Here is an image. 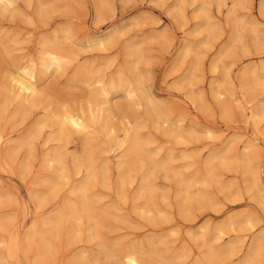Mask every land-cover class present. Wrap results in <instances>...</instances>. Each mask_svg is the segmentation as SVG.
Returning <instances> with one entry per match:
<instances>
[{"label": "rangeland", "instance_id": "1", "mask_svg": "<svg viewBox=\"0 0 264 264\" xmlns=\"http://www.w3.org/2000/svg\"><path fill=\"white\" fill-rule=\"evenodd\" d=\"M263 5L264 0L0 4V94L21 67L35 72L37 92L23 104V114H15L19 100L11 94L0 105V264H38L43 235L51 243L46 264H77L83 256L84 264H118L114 257L101 258L103 243L118 253L136 247L145 256L152 247L151 264H213L207 260L209 249L230 247L217 264H242L257 239L256 264H264ZM108 37L111 43L100 47L98 40ZM50 39L64 60L62 71L44 68L45 48L56 47L45 45ZM252 78L259 80L250 84ZM112 80L122 90H111ZM102 87L109 91L107 104ZM131 87L139 88L137 97L126 94ZM89 111L99 114L96 125L88 121ZM61 112L83 114L87 138L60 132L55 116ZM128 130H138V159L126 144L112 145ZM111 145L113 152H106ZM55 150H60L58 160H52ZM88 156L93 174L83 164ZM246 158L258 169L262 200L243 169ZM150 159L166 171H152ZM146 174L154 187L141 193ZM180 179L188 182L194 204L180 207ZM80 186L99 220L96 228L95 219L65 213L79 202ZM52 218L57 232H45ZM231 218L232 226L214 236L215 228ZM17 237L18 252L13 249Z\"/></svg>", "mask_w": 264, "mask_h": 264}, {"label": "bare ground", "instance_id": "2", "mask_svg": "<svg viewBox=\"0 0 264 264\" xmlns=\"http://www.w3.org/2000/svg\"><path fill=\"white\" fill-rule=\"evenodd\" d=\"M13 2H14V0H0V4L2 5V6H4L5 8H7V7H10V6H12V4H13ZM263 7H264V5H263ZM262 6H261V8L260 9H264ZM209 23H210V21H209V18H208V16L206 17V22H205V26H210L209 25ZM113 40V39H112ZM111 40H110V38L108 37V38H103V39H99L98 40V44H99V46L100 45H106V44H108L109 42H110ZM47 42V43H46ZM95 42V41H94ZM111 43V42H110ZM47 44H52V45H55V41H53V40H46L45 41V45H47ZM56 46V45H55ZM54 47V46H53ZM57 47V46H56ZM56 47H54L53 49L52 48H50V46H48L47 48H45V50H44V56H43V58H45V59H47V63L46 62H43V63H46L45 64V66H44V68H45V70H50V69H52L53 71H62V69H63V66L65 65L64 64V60L62 61V59H61V55H60V52H59V50H58V47L56 48ZM101 47V46H100ZM106 47V46H105ZM41 60V59H40ZM44 60V59H43ZM42 60V61H43ZM181 62V61H180ZM179 64V63H178ZM65 68V67H64ZM43 71V70H42ZM80 71V70H79ZM88 71V70H87ZM130 71V70H129ZM14 72V74L13 75H11L10 74V80H9V82H10V84H11V86L8 88V89H6L5 91H3V93L2 94H0V99H1V101H0V105H4L5 104V102H7V100H9V99H7L8 97H10L11 95L14 97V99H16V100H19V104H17L18 106L17 107H14V108H16L15 109V114H21L23 111H24V107H23V104L25 103V102H30L29 100H31V98H33L35 95H37V92H36V87H35V84H36V77H35V75H34V73H33V71L30 69V68H27V67H21V68H18L16 71H13ZM80 72H82V71H80ZM80 72H79V74H80ZM131 72V71H130ZM12 73V72H11ZM245 73H247V72H245ZM46 74V73H45ZM82 74V73H81ZM250 74V73H249ZM246 75V74H245ZM247 76V75H246ZM251 76H253V75H251ZM249 77V76H248ZM79 78V77H78ZM247 78V77H246ZM86 80V79H85ZM258 80L259 79H257V78H255V79H253L252 78V80H251V82H250V84H255L256 83V81L258 82ZM113 81V80H112ZM115 81V80H114ZM113 81V82H114ZM228 81V80H227ZM240 81H242L244 84H245V82H247V79H245V77L244 78H242V79H240ZM116 82V81H115ZM113 83L112 84V86L111 85H109L108 86V84H107V86L108 87H110L111 86V90H113L114 92H115V90H116V88H119V90L121 89V88H123V86L121 85V84H117V85H115L116 83ZM120 82H121V80H120ZM109 83V82H108ZM119 83V82H118ZM133 83V82H132ZM110 84V83H109ZM128 84V83H127ZM126 84V85H127ZM131 84V83H130ZM249 85V84H248ZM264 85V84H263ZM245 86V85H244ZM103 88V87H102ZM101 88V89H102ZM105 88V87H104ZM102 89V95H103V102L105 101L104 99H106V101H105V103L107 104L110 100H109V98H108V95H109V91L108 90H106V89ZM107 88V87H106ZM141 88V87H140ZM249 88L250 89H252L250 86H249ZM110 89V88H109ZM122 90V89H121ZM139 90V88L138 87H135V88H133V87H131V88H128L127 89V95L130 97V96H132V95H134L135 93H136V91H138ZM140 91H143V90H140ZM112 92V91H111ZM216 92V91H215ZM143 93V92H142ZM11 94V95H10ZM144 94V93H143ZM147 95V94H146ZM145 95V96H146ZM110 96V95H109ZM92 97V96H91ZM91 97H90V99H91ZM93 97H95V96H93ZM102 97V96H101ZM134 97H137V95L135 96L134 95ZM148 97V96H147ZM12 98V97H11ZM39 98V96L38 97H36V99H38ZM98 98V97H97ZM102 99V98H101ZM92 100V99H91ZM98 100V99H97ZM147 100V99H146ZM36 101V100H35ZM102 101V100H101ZM149 101H150V99H149ZM135 102H138L137 101V98H136V101ZM37 103V102H36ZM35 103V104H36ZM93 103H94V101H93ZM104 103V105H106ZM147 103H148V101H147ZM101 104H102V102H101ZM101 104H99V105H101ZM150 104V108L152 109V110H154L155 108H156V106L153 104V103H149ZM96 105H97V103H96ZM148 105V104H147ZM158 106V105H157ZM100 107V106H99ZM148 107V108H149ZM95 108H97V106L95 107ZM101 108V107H100ZM29 109V108H28ZM88 109H90V108H88ZM262 110H264V105L262 106V108H261ZM101 110V109H100ZM162 110V109H161ZM14 111V110H13ZM26 111V110H25ZM95 111H96V109H95ZM14 113V112H13ZM13 113H12V115H13ZM87 113H89V122H95V125H96V121L98 122V117L97 116H99V114L98 115H95V113H93V111H89V112H87ZM148 113L150 114V112H149V110H148ZM153 113V112H152ZM14 114V115H15ZM23 114V113H22ZM160 114V113H159ZM25 115V114H24ZM151 117L153 116V115H150ZM156 117L157 116H159V115H155ZM166 116V115H165ZM252 116L253 115H251L250 116V118H252ZM15 117V116H14ZM162 117V116H161ZM161 117L160 118H158V120L159 119H161ZM50 118H51V115H50ZM55 118H56V120H57V128L59 129V131L60 132H66V131H68L69 133H70V135H75V134H79V136L81 135V136H84L85 138H87L86 136H88L90 133L87 131V129H88V121H87V119H85L84 118V116H83V114H77V113H75V112H61V113H58V114H56V116H55ZM153 119V118H152ZM44 120V119H43ZM55 120V121H56ZM155 120V119H154ZM45 121H47V120H45ZM160 121V120H159ZM45 123V122H44ZM47 123V122H46ZM92 123H90V124H92ZM42 124H43V122H41V123H39V124H36V130L37 129H39V128H41L40 126H42ZM155 124V123H154ZM93 125V124H92ZM140 128V127H139ZM109 130H111L112 131V129H109ZM106 131V130H105ZM111 131H107L109 134H111L112 132ZM138 130H128V131H126L125 132V134H124V138H123V140L122 141H119L118 139L116 140H114V143L115 144H113L112 143V145H115V146H118V147H120V145L121 144H126L130 149H132L133 150V152H134V154H135V158H139V156H140V152H139V148H138V145H139V137H138V132H137ZM39 132V131H38ZM67 132V133H68ZM58 133V132H57ZM108 133H107V136H108ZM38 134V133H37ZM59 135V134H58ZM61 135V134H60ZM70 135H66L65 137H63V142L64 143H68V141H69V139H70ZM32 136V135H31ZM57 136V135H56ZM176 136V135H175ZM181 136V135H180ZM81 138V137H80ZM179 138V137H178ZM177 138V139H178ZM29 139V138H28ZM34 140V139H33ZM31 141H32V139H31ZM84 141V140H83ZM178 141V140H177ZM151 142V141H150ZM31 143V142H30ZM29 143V144H30ZM59 144V143H58ZM111 144V143H110ZM110 144H108V145H110ZM65 145V144H64ZM90 145V144H89ZM108 146V148L105 150L106 152H113V149H112V147L113 146ZM20 147H22L23 146V148L25 147L24 146V144H23V142H21L20 143V145H19ZM84 146V145H83ZM145 146H147V145H145ZM91 147H93V145L91 146ZM141 147V146H140ZM29 148V147H28ZM27 148V149H28ZM63 148H65V147H63ZM143 148H144V146H143ZM146 148V147H145ZM21 149V148H20ZM66 149V148H65ZM84 149V148H83ZM33 150V149H32ZM58 150V149H57ZM61 150V149H60ZM60 150L59 151H56V152H53L54 154H52L53 156H52V160H58L59 159V157H61V155H60ZM93 150V149H92ZM30 151V150H29ZM65 150H63V152H64ZM62 152V153H63ZM93 152V151H92ZM143 152V151H142ZM32 153V152H31ZM84 153V152H83ZM82 153V154H83ZM90 153V154H89ZM89 153H87V154H89V155H91V152H89ZM94 153V152H93ZM86 153H85V156L87 155ZM219 154V153H218ZM93 155V154H92ZM220 155V154H219ZM224 155V154H223ZM48 158H49V156H47ZM92 157V156H91ZM147 157V156H146ZM221 157V156H220ZM223 157H226L225 155L223 156ZM50 158H51V156H50ZM148 159H149V157H147ZM214 158V157H213ZM216 158V157H215ZM218 158V157H217ZM222 158V157H221ZM227 158V157H226ZM60 159H62V158H60ZM154 159V158H153ZM149 160L150 161V165H151V170L153 171V169H155V168H164V170L166 171V166L164 165V164H158L157 162H155L154 160ZM250 159V158H249ZM49 159H47V161H48ZM51 160V159H50ZM238 160H240V159H238ZM82 161V160H81ZM142 161V160H141ZM145 161V160H144ZM223 161V160H222ZM225 161V160H224ZM214 162V161H213ZM227 162V161H226ZM228 162H229V160H228ZM48 163H50L49 161H48ZM47 163V164H48ZM58 163V162H57ZM56 163V164H57ZM61 163H62V161H61ZM163 163V162H162ZM168 163V162H167ZM242 163H243V169L249 174V180H250V185H251V187L252 188H255L257 191V197L259 198V199H263V197L262 196H260L259 195V191L260 190H258L257 189V175H258V169H257V167L256 166H253L251 163H250V161L248 160V158H246V159H244V162L242 161ZM83 164H84V166H86L87 167V169L90 171H88L89 173H91V174H93L94 172H95V167H94V164H93V160H92V158H89V156L87 157V159H85L84 161H83ZM139 164V163H138ZM225 164V163H224ZM229 164V163H228ZM60 165V164H59ZM81 165V164H80ZM136 165V164H135ZM137 166V165H136ZM142 166H144V165H142ZM138 167H139V165H138ZM78 168H79V166H78ZM134 168V167H133ZM144 168H146V167H144ZM243 170V171H244ZM123 171V170H122ZM124 172V171H123ZM129 172H130V170H127L126 171V173L122 176L123 178H128V176H129ZM56 173V172H55ZM122 173V172H121ZM88 174V173H87ZM90 174V175H91ZM98 174L99 173H97V174H94V175H97L98 176ZM123 174V173H122ZM130 174H132V173H130ZM152 174V173H151ZM102 176H100L102 179H103V173L101 174ZM92 176V175H91ZM96 176V177H97ZM152 176V175H151ZM57 177L58 178H61L62 179V174H61V177H59L58 175H57ZM56 176H55V178H57ZM95 177V176H94ZM99 177V176H98ZM131 177V176H130ZM57 178V179H58ZM122 178V179H123ZM152 178V177H151ZM150 178V175L149 174H146L145 176H144V179H143V183L142 182H140V183H142V185L139 187L140 188V190H141V193H143V192H145V191H148V190H151V188L152 187H154L153 185H152V182H153V180ZM184 178V177H183ZM61 179H59V180H61ZM53 180V179H52ZM152 180V181H151ZM188 180V179H187ZM44 181V180H43ZM88 181V180H87ZM92 181V180H91ZM96 181H97V179H96ZM49 182H51L50 180H49ZM57 182V181H56ZM129 182V181H128ZM127 183V182H126ZM56 184V183H55ZM89 184H92V183H89ZM178 184H179V186H182V190L180 191L181 192V195H180V197L179 198H181V200H180V207H185L186 205H188L189 203L191 204V201L193 202V199L190 197V192H189V184H188V182L186 181V180H182V179H180L179 181H178ZM192 187V186H191ZM45 188V187H44ZM76 188H78V187H76ZM87 189H89V185H88V188ZM74 190H76L75 189V187H74ZM139 190V189H138ZM250 190H253V189H250ZM143 191V192H142ZM45 192V191H44ZM47 192H49V191H47ZM52 192V191H51ZM76 192V191H75ZM139 192V191H138ZM152 192V191H151ZM150 192V193H151ZM35 193H37V192H35ZM255 193V192H254ZM75 194V193H74ZM77 194H78V201L79 202H77V203H73L70 207H69V210H67V209H65V205L63 206V208L66 210V214H67V216H69L68 214L70 213L71 215H72V217L74 218V219H77L78 220V218L80 217V216H84L85 218H87V219H95V212L93 211V208L90 206V203H89V201L87 200V198H86V196H85V189L82 187V186H80L78 189H77ZM76 194V195H77ZM138 195V194H137ZM141 195V194H140ZM35 196V195H34ZM74 196V195H73ZM32 198H33V196H31ZM37 197H38V194H37ZM75 197V196H74ZM194 197V196H193ZM145 198V197H144ZM38 199V198H37ZM195 199V198H194ZM202 199V198H201ZM75 200H76V198H75ZM196 200H198V199H196ZM35 201V200H34ZM42 201H43V199H42ZM199 201V200H198ZM259 201V200H258ZM36 202V201H35ZM41 202V201H40ZM197 202V201H196ZM262 202H264V200H262ZM193 204H194V202H193ZM92 206H94V205H92ZM60 209V208H59ZM64 211V210H63ZM67 212H69V213H67ZM62 215V214H61ZM70 215V216H71ZM65 216V215H64ZM66 216V217H67ZM49 217V216H48ZM65 218V217H64ZM61 219V218H60ZM65 219H68V218H65ZM73 219V220H74ZM50 221L47 223L48 224V227H46V229H45V232H50L51 230H55L54 228H53V226L55 225V223H56V219H54V218H52V219H49ZM69 220V219H68ZM73 220H71V221H73ZM234 220V219H233ZM58 221H59V219H58ZM61 221H62V219H61ZM64 221V220H63ZM62 221V222H63ZM90 221H92V220H90ZM89 220H88V222H90ZM97 221H99L98 219H95L93 222H96V224L94 225L93 223V225L92 226H94L95 228L97 227V225L99 224V223H97ZM75 222V221H74ZM44 223V222H43ZM236 223V222H235ZM46 224V223H45ZM58 223H56V225H57ZM232 224H233V222H232V218H231V221H229L226 225H220V226H217L216 228H215V230H214V236H217L218 234L219 235H221V233H222V231H224V229L226 228V227H231L232 226ZM100 226H102V225H100ZM55 227V226H54ZM93 227V228H94ZM53 228V229H52ZM91 228V227H90ZM32 230H33V228H31ZM58 229V228H57ZM59 230V229H58ZM92 230V229H91ZM31 231V230H30ZM37 231V230H36ZM42 231V230H41ZM56 232H57V230H55ZM35 232V231H34ZM55 232V233H56ZM15 233V232H14ZM42 234V233H41ZM51 234H52V232H51ZM224 234V233H223ZM32 235V234H31ZM25 236H27V235H25ZM34 236V235H33ZM32 236V237H33ZM44 236V235H43ZM41 237L40 239H39V242H38V249H36L37 251L38 250H40L41 252L39 253L40 255L38 256L39 257V260H38V264H46V261L44 260L46 257L45 256H47V255H49L51 252H50V250H51V243L48 241V240H46V239H44V237ZM98 236V235H97ZM30 237V236H29ZM28 237V238H29ZM37 237V236H36ZM28 238L26 239V240H28ZM37 241H38V238H37ZM102 242V241H101ZM100 243V242H99ZM154 243V242H153ZM37 244V243H36ZM98 245V244H97ZM96 245V246H97ZM111 246V245H110ZM136 246H138V245H136ZM20 247H21V244H20V239H19V237H17L16 239H13V249L15 250V251H19L20 250ZM131 247V246H130ZM141 247V246H140ZM114 248H118V246L117 247H114ZM149 248V247H148ZM98 249V248H97ZM215 249V248H214ZM212 250V249H209V252H208V254H207V260L209 261V263L211 262V263H215V264H217L219 261H220V259H221V257L222 256H225V255H229L231 252H232V250L230 249V247L229 248H227V249H223V250H221L220 249V251H217V250ZM218 249V248H217ZM117 249H115V251H116ZM115 251H113V248L112 247H109L108 245H106V244H101V246H100V250H99V253H100V256H102L101 258H104V259H108V258H112V257H114L116 260H117V263L118 264H151V262L152 261H150L151 260V257L153 256V257H155V250L151 247V249H150V251H149V254H148V256H145V254L139 249V248H136V247H131V248H128V249H126V250H123V251H121V252H119L118 253V251H116V253H115ZM145 251V250H144ZM147 251V250H146ZM14 253V252H13ZM146 253V252H145ZM258 254H259V240L257 239L254 243H253V247H252V250H251V255L245 260V261H243V263L242 264H256V257H259L258 256ZM84 255H85V253H84ZM96 255H98V254H96ZM184 255V254H183ZM235 255V254H234ZM260 255V254H259ZM79 256V255H78ZM91 256V255H90ZM93 256V255H92ZM149 256H151L149 259H147ZM48 257V256H47ZM86 257L87 256H83V257H81V258H79V260L77 261V264H84V262H86ZM99 257V256H98ZM174 257V256H173ZM230 257V256H229ZM229 257H227L226 256V259H229ZM44 258V259H43ZM75 258H78V257H75ZM91 258V260H93V261H95V260H97L98 258H96L95 256L94 257H90ZM175 258V257H174ZM181 258V256H176V259H180ZM74 259V258H73ZM153 259V258H152ZM225 258L223 257V262L225 261L224 260ZM90 260V259H89ZM90 260V261H91ZM154 262V261H153ZM226 262V261H225ZM257 262H259V261H257ZM88 263V262H87ZM88 264H91V263H88ZM198 264V263H197ZM224 264H226V263H224ZM228 264H229V262H228Z\"/></svg>", "mask_w": 264, "mask_h": 264}]
</instances>
